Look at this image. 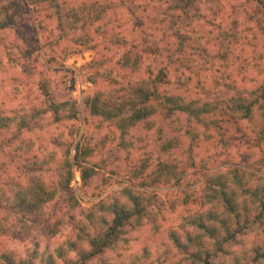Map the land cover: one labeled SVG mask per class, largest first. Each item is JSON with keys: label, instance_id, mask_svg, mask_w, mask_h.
Segmentation results:
<instances>
[{"label": "rangeland", "instance_id": "374dc122", "mask_svg": "<svg viewBox=\"0 0 264 264\" xmlns=\"http://www.w3.org/2000/svg\"><path fill=\"white\" fill-rule=\"evenodd\" d=\"M26 1V7L15 5V13L10 14L17 27L0 32V117H14L12 126L0 131V222L7 227L5 233L0 232V256L14 251L21 257L39 253L40 260L51 256L58 261L78 260L90 250L95 233L87 216L110 219L101 206L122 198L123 189L130 188L155 197L161 206L142 225L128 228L119 244L87 263L200 264L191 257L192 248H175L169 233L177 232L182 243H188L186 233L194 229L188 222L209 208L201 197L215 172L242 165L264 176L259 170L262 148L247 150L258 138L255 123L264 121L259 115L253 124L225 119L216 131L178 114L165 121L157 118L151 128L137 123L121 130L119 118L94 115L89 102L98 93L120 94L125 79L139 81L144 76L126 70L123 85L94 76L101 62L117 71L115 62L136 39L158 51L145 53L144 67L154 61L156 68L169 60L173 64L188 61L192 75L190 70L180 72V84H175L179 79L174 73L170 75L174 95L204 100L225 99L237 94L236 90L244 95L264 84L263 0H61L67 3L64 7L97 1L112 5L101 20L107 26L88 31L92 37L88 45L73 43L80 32L66 30L63 36L46 3ZM10 4L0 0V12ZM110 27L114 32L105 33ZM117 34L130 42L118 47ZM189 73L194 78L184 93L183 81L187 82ZM45 85L50 96L41 90ZM51 101L65 103L58 120L57 114L47 111ZM189 127L196 129L194 141L187 133ZM172 140L175 145L178 141V148L164 152L163 145ZM76 159L93 171L88 182ZM67 162L73 178L67 187L69 194L62 191L59 196L71 194L75 202L55 200L26 216L18 209L10 210L16 204L15 194L34 177L57 186ZM163 162L176 167L177 179L153 183L145 175L135 177L141 165H149V177ZM187 196H191L189 202ZM259 232L253 228L239 241L225 244V254L215 264L248 263L264 239ZM212 242L207 240L206 249Z\"/></svg>", "mask_w": 264, "mask_h": 264}, {"label": "trees", "instance_id": "16d2710c", "mask_svg": "<svg viewBox=\"0 0 264 264\" xmlns=\"http://www.w3.org/2000/svg\"><path fill=\"white\" fill-rule=\"evenodd\" d=\"M32 4L31 0H29ZM10 7L5 11L0 12V32L16 28L17 25L13 20L15 16V5L24 7L28 4L26 0H9ZM48 5L51 10V15H55V22L58 25L63 36L67 30L68 32H80L73 39V43L88 45L91 40V35L88 33L94 27L101 29L102 19L112 5L108 2L100 3L93 2L90 4H83L77 7L65 6L67 3L61 0H40ZM264 4V0L261 2ZM108 8V9H107ZM115 28H105V33L114 32ZM133 43L129 46L127 51L115 62L117 71L110 68L107 63L101 62V72L98 69L94 78L95 80L106 81L112 84H121L126 70L132 73H141L144 80L135 81L133 79H125L123 83L125 86L120 94L98 93L89 102L91 113L103 117L107 120L119 118L117 121L121 130L131 128L137 123H147L148 128L152 124L156 125V119L162 121L172 119L178 114L185 115L191 118L198 125H208L211 129L220 131L225 123V119L229 123H237L238 119L247 120L249 124H253L256 115L264 121V84H261L257 89L246 92L242 95L236 90L237 94H232L225 99L204 100L187 98L183 95H174L170 86L172 81L170 75L173 73L179 79L175 84H180L183 79L180 72L184 73L190 70L192 75L193 70L188 65V61H180L173 64L170 60L164 65L156 68L158 65L156 61L153 64L144 67L146 52L158 53L156 49L149 44H143L142 40L133 39ZM130 42V41H129ZM125 37L117 34L116 44L118 47L129 43ZM93 48V46H91ZM142 65V67H141ZM178 69L172 70L174 66ZM186 76V83L183 81V89L188 92V82L193 80L194 76ZM145 74L148 78H145ZM196 74V72H194ZM101 75V78L100 76ZM187 84V85H185ZM45 96H50L48 89L45 86L41 88ZM229 92V91H228ZM227 92V93H228ZM65 106L50 102L47 108L48 112H53L58 120L59 110ZM161 117V118H160ZM154 118V120H153ZM153 120V121H152ZM235 121V122H234ZM14 123V117L3 116L0 117V131L9 129ZM261 125V128H260ZM187 133H191L192 141L196 138V129L189 127ZM255 131L258 138L253 142L252 147L247 150L251 151L255 148L261 150V163L259 168L264 172V124L255 123ZM223 142V139H222ZM178 141L166 142L162 149L169 153L176 149ZM179 146V145H178ZM178 148V147H177ZM190 152V151H189ZM191 160V167L195 166L192 155H189ZM80 166L82 160L76 159ZM149 160H151L149 158ZM66 170L59 175V183L57 186L49 185L43 182L42 179L34 177L31 179L27 188L19 190L16 195L15 207L10 210L18 209L25 216L29 212L38 213L44 210L48 205L66 199V203L75 202L74 196L64 195L59 196L60 192L69 194L68 186L72 180L71 165L67 162ZM206 167V162L202 163ZM242 166V165H241ZM237 166L232 170L217 171L208 179V187L203 193L201 200L204 206L209 208L195 218L191 219L189 224L194 226L192 232H187L188 243H182L178 233L171 231L169 233L170 239L177 249L190 250L192 248L191 257L195 262L200 264H215V259L225 254L224 246L227 243H235L240 238L247 236L253 228H258L260 231L257 235L264 237V176H261L246 167ZM82 178L85 182L92 177V170L90 168L82 167ZM149 165L143 164L136 170L135 177L140 178L146 176L153 183H169L177 179L176 167L168 163H160L154 175H148ZM178 168V167H177ZM258 168V167H256ZM122 198L115 199L110 204L101 206L103 215L110 214L112 217L100 216L97 220L94 214H89L87 218L91 222L92 228H95V233L90 239V250L82 252L78 260H67L59 258L48 257L40 260L39 253H32L27 257H21L14 251H8L0 256V264H88L93 256L104 253L112 246L119 244L121 236L128 228L142 225L145 218H150L153 210L161 206L160 202L154 197L146 196L144 193L136 192L130 188H124ZM189 195V194H187ZM191 196L185 197L186 202H189ZM3 210V209H0ZM26 213V214H25ZM51 220L47 219L49 223ZM257 225V226H256ZM7 228L0 222L1 229ZM201 237V238H199ZM206 237V238H205ZM205 238V239H204ZM207 240H212L209 249H206ZM75 248V247H73ZM254 257H252L246 264H264V239L261 244H258L253 250ZM62 258V256H59ZM237 263H240V258H236Z\"/></svg>", "mask_w": 264, "mask_h": 264}]
</instances>
